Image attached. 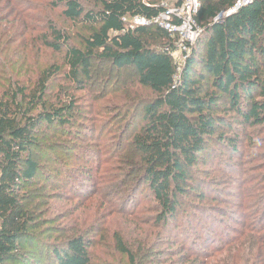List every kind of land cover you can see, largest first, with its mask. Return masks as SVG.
Returning a JSON list of instances; mask_svg holds the SVG:
<instances>
[{
  "label": "trees",
  "instance_id": "trees-1",
  "mask_svg": "<svg viewBox=\"0 0 264 264\" xmlns=\"http://www.w3.org/2000/svg\"><path fill=\"white\" fill-rule=\"evenodd\" d=\"M162 1L51 0L49 8L13 10L23 27L26 52L16 71L4 64L0 73V264L21 261L24 246L40 230L42 220L33 215L30 190L36 179L45 177L34 156L38 132L43 126L71 124L75 95L90 88L94 62L115 70L134 69L137 85L154 95L143 106L144 125L131 138L137 156L130 162L134 169L128 185H133L131 194L146 188L153 195L156 223L166 234L179 230L178 217L190 216L182 210H187L185 200L205 201L207 188L198 179L199 167L215 161L214 149L236 154L237 137L223 132L233 130L234 124L224 113L247 127L264 125V1H253L214 22L236 0H201L196 23L202 33L181 66L172 57L176 44L168 31L150 23L127 24L136 17L150 21ZM53 11L78 31L55 23ZM6 13L1 10L0 23L11 14ZM8 35L10 30L2 27L0 41ZM32 50L41 61L29 65ZM106 163L115 162H101V185L114 179L112 168H103ZM105 190L92 203L102 200L107 210L111 205L105 202ZM35 196L46 198L39 192ZM188 219L194 223L192 216ZM258 219L262 225L264 217ZM244 230L247 234L240 237L251 244L245 251L238 238L211 254L192 244L184 263L264 264V235L255 227ZM62 236L61 244L49 247L44 264H91L98 244L79 230H65ZM116 243L127 254L121 240Z\"/></svg>",
  "mask_w": 264,
  "mask_h": 264
},
{
  "label": "rangeland",
  "instance_id": "rangeland-1",
  "mask_svg": "<svg viewBox=\"0 0 264 264\" xmlns=\"http://www.w3.org/2000/svg\"><path fill=\"white\" fill-rule=\"evenodd\" d=\"M22 2L0 0V12L11 13L0 23V29L10 30L3 43L0 41V73L4 64L16 71L26 52L23 27L13 18V10L49 8L51 0ZM50 16L59 26L78 31L75 25L64 22L59 12H50ZM127 24H134V20L128 19ZM31 54L29 65L41 61L34 50ZM175 62L182 64L181 60ZM75 98L76 113L70 125L43 126L38 132L34 156L45 177L36 179L30 190L34 194L31 210L42 220L41 227L35 239L24 246L21 261L9 264H44L49 247L62 243L65 230H79L98 244L91 264H188L184 262L192 244L211 254L238 238L245 251L251 244L240 237L242 232L247 234L244 228L255 227L258 235H264V223L258 221L264 217V125L247 127L232 113H224L234 124L233 130L225 128L223 132L237 137L236 154L223 147L214 149L215 161L208 160L199 167L198 179L207 188L205 201L185 200L187 210L182 209L194 223L190 216H180L179 230L166 234L156 223L158 206L153 195L146 188L131 194L134 182L128 185L134 169L130 162L137 156L131 138L144 125L143 106L154 95L137 85L134 69L115 70L107 63L94 62L90 88ZM121 155L122 162L116 159ZM108 160L115 163H106L103 168H112L110 179H114L101 185L98 168ZM45 182L47 185L38 191ZM104 190L105 202L111 205L107 210L102 200L92 203ZM38 192L46 198L37 199ZM190 237L194 243H188ZM116 239L121 240L128 255L121 252Z\"/></svg>",
  "mask_w": 264,
  "mask_h": 264
},
{
  "label": "built area",
  "instance_id": "built-area-1",
  "mask_svg": "<svg viewBox=\"0 0 264 264\" xmlns=\"http://www.w3.org/2000/svg\"><path fill=\"white\" fill-rule=\"evenodd\" d=\"M152 0H144L149 5ZM256 0H236L234 6L220 13L214 22L224 20L245 5ZM264 1V0H263ZM158 7L160 12L150 21L142 18H134L132 25H156L166 30L172 36L176 50L172 53L174 61H184L189 54L191 46L202 33V29L196 23V16L201 7V0H163Z\"/></svg>",
  "mask_w": 264,
  "mask_h": 264
}]
</instances>
